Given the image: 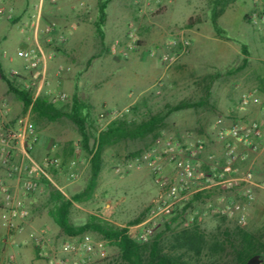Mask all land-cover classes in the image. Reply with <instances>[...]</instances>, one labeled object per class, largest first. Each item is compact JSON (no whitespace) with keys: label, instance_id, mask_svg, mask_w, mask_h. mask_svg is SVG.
Masks as SVG:
<instances>
[{"label":"rangeland","instance_id":"1","mask_svg":"<svg viewBox=\"0 0 264 264\" xmlns=\"http://www.w3.org/2000/svg\"><path fill=\"white\" fill-rule=\"evenodd\" d=\"M11 1L12 11L0 12V21H3L0 33L6 32L4 47H0V60L6 70L21 72L27 61L17 53V48L34 46L29 31L32 33L35 29L39 2ZM253 1L110 0L106 12L118 16L119 27L114 34L100 40L94 30L97 0H43L38 38L45 54L52 53L54 63L43 77L39 73L30 79L24 73L12 78L19 85L30 84L34 97L42 95L49 100L52 94L64 92L66 99L54 104L65 111L76 92L92 106V134L106 126L111 111H118V116L129 120H139L162 110L166 103L198 101L204 98L205 88L209 86L206 103L170 113L156 139L151 136L126 139L103 148L97 185L88 200L74 203L71 211L74 223H82L89 214H96L114 225L127 226L133 237L135 227L144 220L150 204L159 195L144 155L156 159L164 172L173 175V163L166 155H181L196 163L198 159L180 149L191 148L198 140L205 144L200 160H206L208 154L218 156L220 145L215 142L218 128L215 121L219 117L229 123L256 116L255 106L244 111L235 108L241 91L252 87L264 91V26L253 25L245 17ZM214 8H222L217 17L223 30L221 34L211 23ZM76 11V21L68 23L61 19ZM48 24L52 27L45 31ZM182 39L190 42L186 50L181 48ZM242 45L246 47V54H243ZM243 57L247 58V63L238 69ZM31 82L42 84L39 93L36 94ZM0 106L5 110L4 120L8 124L21 116L28 118L38 136L37 143L43 144L40 156L36 152L37 143L31 151L36 161L48 154L59 158L60 166L49 169L53 184L66 195L84 188L89 176V154L81 148V137L70 119L63 116L48 120L30 107L24 109L1 77ZM13 160H20L19 152ZM253 162L256 164L257 158L245 159L238 166L245 169ZM7 171L0 164V179L12 182ZM71 171L75 174L73 177L69 175ZM263 175L264 171H259L258 179ZM11 189L23 201L28 215L13 216L8 222L0 214V264H49L61 255L59 246L68 236L52 222L43 207L46 187L41 183L33 192H23L13 186ZM239 193L238 189L216 190L193 202L178 221L165 230L162 245L170 248L173 234L192 224L207 236L236 226L264 234V190L254 189L253 198L249 200ZM231 198L241 201L247 210L243 225L213 212L216 205ZM169 215L157 220L154 234L164 229ZM133 220L138 221L132 223ZM32 231H43V240L35 242L30 236ZM35 245L42 251L36 258L33 257ZM230 258L229 252L225 253L221 264H226ZM90 264L121 263L117 260L116 248L105 243V255Z\"/></svg>","mask_w":264,"mask_h":264},{"label":"built area","instance_id":"2","mask_svg":"<svg viewBox=\"0 0 264 264\" xmlns=\"http://www.w3.org/2000/svg\"><path fill=\"white\" fill-rule=\"evenodd\" d=\"M11 1V0H8ZM53 2L54 0H50ZM43 0H39L36 11V23L41 16ZM12 5L6 12L12 11ZM0 6V12L4 11ZM249 20L253 25L264 26V0H254L250 10ZM48 24L45 31L51 29ZM190 42L181 40L182 50H186ZM23 59L27 61L25 69L33 71L34 77L39 64L46 58H51L52 53L45 54L39 46L30 47L24 45L17 48ZM166 57V56H165ZM10 76H22L17 70H12ZM35 85L36 94L42 88V84L31 82ZM30 87V84H25ZM64 92L52 94L51 102L66 99ZM250 106L258 109L256 116L246 120H233L229 123L219 117L215 122L218 126L215 133V142L220 145L218 158L214 154H208L206 160H200L205 150L203 140H198L193 147L180 149L194 156L198 161L192 163L181 155L168 154L166 159L172 161L174 174L164 172L163 166L156 159L143 157L153 172V180L159 189L158 197L150 204L144 220L135 227L133 237L139 241H146L154 234V228L159 218L173 213L180 204L187 201L193 194L216 190L238 189L242 198L249 200L253 198L254 189L264 190V175L258 179V172L264 171V91L252 87L241 91L236 100L235 108L244 111ZM128 110V108H125ZM5 110L0 106V164L5 166L7 175L12 182L0 179V214L9 222L16 215L22 217L28 215V209L24 207L23 201L15 196L11 186L20 188L23 192H33L41 184V178L49 176V169L60 166L59 158L55 155H46L40 161L31 156V151L37 143L38 136L26 116L17 118L12 124L4 120ZM120 112L111 111L110 118L106 123L118 117ZM104 117V114H100ZM7 123V125L5 124ZM20 153V160L14 162V156ZM257 158V163H251L248 168H240L238 164L245 159ZM74 161L71 162V168ZM71 177L75 174L69 173ZM213 212L227 218L236 220L240 225L246 223L247 210L241 201L231 198L222 204L216 205ZM30 236L35 242L42 241L43 231H32ZM105 241L96 238L89 232L76 236H68V239L60 244L58 258L50 260L49 264H90L105 255ZM13 260V255H9Z\"/></svg>","mask_w":264,"mask_h":264},{"label":"trees","instance_id":"3","mask_svg":"<svg viewBox=\"0 0 264 264\" xmlns=\"http://www.w3.org/2000/svg\"><path fill=\"white\" fill-rule=\"evenodd\" d=\"M109 1L97 0L96 3L94 30L100 40L104 39L103 26ZM221 11L222 8H214L211 14L212 26L218 34L223 32L217 22ZM245 17L249 20V14ZM242 51L243 54L247 53L245 45H242ZM246 63L247 58L243 57L242 63L237 68L244 67ZM0 77L24 109L30 107L34 113L48 120H57L63 116L70 119L81 137V148L89 154V176L84 188L80 191L66 195L49 178H41V183L47 191L43 207L63 234L66 236H76L85 232L97 234L107 245L116 248L117 260L121 264H221L227 252L231 258L226 264H245L247 259L255 254L262 258L260 264H264V234L241 226L207 236L196 224H192L173 234V243L170 248L167 249L162 245L165 230H169L193 202L210 196L209 191L193 194L182 204L180 210L174 209L164 221V229L156 232L150 240L146 241H139L132 237L127 226L114 225L96 214H89L87 219L79 224L71 219L74 203L88 200L93 195L102 169V150L105 146L126 139H140L147 136L156 139L170 113L204 105L209 95V86L205 88L204 98L198 101L180 100L176 103H166L162 110L150 113L139 120H129L125 116H118L108 122L104 128L92 134L90 131L92 106L76 92L72 94L69 109L65 111L56 107L45 96L34 97L31 88L16 83L10 75L3 72L1 65ZM137 221L133 220L132 223Z\"/></svg>","mask_w":264,"mask_h":264},{"label":"crops","instance_id":"4","mask_svg":"<svg viewBox=\"0 0 264 264\" xmlns=\"http://www.w3.org/2000/svg\"><path fill=\"white\" fill-rule=\"evenodd\" d=\"M38 2H39V0H38ZM11 4H12V1L6 0V1L2 2V0H0V6L3 9H5V11H6V9L9 6H11ZM71 7L73 8L74 6H71ZM76 13H77V11L76 12H73V14L72 13L66 14V16L63 14L64 16L61 17V19H63L64 21L67 20L68 23H70L73 20L76 21V19H77L76 18L77 17V14ZM1 22H3V21H0V27L3 25V23H1ZM38 27H39V23H37V26H35V29H33L32 33H30V31H29V34H30L29 35V38L31 39V41L34 44V46H39L42 49V47L40 46V43H39V38H38V30H39ZM117 27H119V24H118V16H112L111 14L108 15L107 12H106V19H105L104 26H103V30H104V40L106 39V37L108 35L111 36V34H114V32L117 31ZM5 38H6V32H4V34L3 33H0V40L2 39L1 42H0V47L1 48L4 47V40H5ZM54 60H55V58H53V59L52 58H49V59L46 58L43 62H41L39 64L37 70H35L36 71V74L40 73L42 75V77H43V75L45 74V72H48V71L51 70V67H52V65L54 63ZM0 65H1V68H2L3 72L5 74H8L9 75V73L12 70H10V71L6 70L3 67V63H2L1 60H0ZM13 70H15V69H13ZM20 71H21L22 74L25 73L26 76L28 78H30V79L31 78H34V73L35 72H33V71L32 72L31 71H27L25 68L21 69ZM133 102H135V101H133ZM35 147H38L36 149V152L40 156L41 155V152L43 150V144H42V142L41 143L38 142L37 143V146H35ZM35 147L33 149H35ZM166 171H168V169ZM256 177H258V176H256ZM41 252L42 251L35 245L34 248H33V253H34L33 257L34 258L38 257V254H40Z\"/></svg>","mask_w":264,"mask_h":264},{"label":"water","instance_id":"5","mask_svg":"<svg viewBox=\"0 0 264 264\" xmlns=\"http://www.w3.org/2000/svg\"><path fill=\"white\" fill-rule=\"evenodd\" d=\"M261 262L262 258L258 254H255L248 258L245 264H260Z\"/></svg>","mask_w":264,"mask_h":264}]
</instances>
